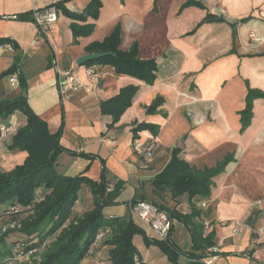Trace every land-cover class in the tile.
Masks as SVG:
<instances>
[{"label":"crops","instance_id":"obj_1","mask_svg":"<svg viewBox=\"0 0 264 264\" xmlns=\"http://www.w3.org/2000/svg\"><path fill=\"white\" fill-rule=\"evenodd\" d=\"M99 1L98 18L76 21L66 12L81 14L92 0H0V37L17 44L12 50L0 46V101L25 95L51 133L64 122L61 144L74 154L62 153L56 170L74 176L88 169L86 175L96 181L104 171L109 190L121 189L116 204L104 209L108 217L134 216L136 187L167 165L176 145L184 146V159L198 168L215 166L233 155L225 171L215 177L214 196L203 209L209 230L216 231L220 255L214 264L250 260L264 264L263 96L253 100L251 123L243 132L241 124L250 89L264 94V0H193L202 6L186 7L188 0ZM60 2L64 4L57 8L58 22L44 36L32 20L16 18ZM208 14L214 19L203 23ZM74 23L93 25V31L75 39ZM117 25L122 31L121 50L137 44L141 60H156L153 85L117 75L110 66H78L80 57L94 54L87 48L103 42ZM12 67L15 73L2 77ZM92 68L96 73L89 75ZM69 69L77 72L83 87L62 93V72ZM13 76L18 78L16 85ZM130 85L138 87L132 105L110 127L113 118L102 115L100 104ZM157 97L163 104L149 113L147 108ZM7 121L14 132L0 139V158L13 166L4 172L27 156L7 147L26 117L16 112ZM142 122L159 126L158 135L141 131L134 137L133 129ZM150 137L153 156H145L149 166L144 168L134 144L140 140L151 145ZM176 208L191 211L186 202ZM238 218L240 235L223 223ZM173 224L172 240L190 249L188 230L177 221ZM177 231L180 241L174 236Z\"/></svg>","mask_w":264,"mask_h":264},{"label":"trees","instance_id":"obj_2","mask_svg":"<svg viewBox=\"0 0 264 264\" xmlns=\"http://www.w3.org/2000/svg\"><path fill=\"white\" fill-rule=\"evenodd\" d=\"M63 4L60 2L54 7H62ZM190 5L202 6L188 0L184 7ZM100 8L101 2L92 0L83 13L66 14L76 21H86L88 17L98 18ZM32 13L16 18L33 21ZM212 19L214 17L208 14L203 23ZM72 31L75 39L88 36L93 31V25L80 26L74 23ZM121 32L120 25H117L103 42L90 45L87 48L89 53L112 54L84 66H110L117 75L130 76L153 85L157 79L156 60H141L137 44L127 51L121 50ZM3 45L17 49L16 42L9 37H0V46ZM15 71L16 67H12L2 77ZM137 91V86L130 85L122 88L118 95L101 102L102 115L113 118L110 127L118 123L131 107ZM258 96L264 97V94L250 89L247 107L241 112L242 132L251 123L253 100ZM162 104L163 98L157 97L147 111L152 113ZM16 112L26 117V124L15 132L7 147L10 151L26 152L27 156L10 171L0 172V219L9 220L15 225L0 238V264L18 263L44 249L40 264H82L102 245L109 248L105 264H150L134 245V237L138 235L147 247H157L169 264H208L210 257L220 255L214 250L217 249L216 231L205 229L203 208L200 206L213 198L216 189L214 179L233 161V155H227L215 166L198 168L184 159V146L176 145L167 165L153 178L142 181L136 187L132 205L142 201L153 203L168 213L172 221L181 223L188 230L191 247L183 249L172 240L174 225L169 238L160 239L148 234L146 227L136 224L134 216H106L104 209L116 204L115 199L121 189L109 190L104 171L98 181L86 175L88 169L74 176L60 175L56 170L59 156L62 153L74 154L61 144L64 122L57 133H51L48 123L30 107L25 95L0 101V139L7 137L3 136L1 128L12 127L7 120ZM141 131H150L157 136L159 126L137 123L133 129L134 137ZM140 155L144 168H148L145 156H149L146 153ZM118 185L122 183L118 182ZM83 186L91 189L94 206L78 212L76 205ZM184 202L191 206L189 213H182L176 208ZM8 236L14 238L7 240ZM99 261L103 264L101 259Z\"/></svg>","mask_w":264,"mask_h":264},{"label":"built area","instance_id":"obj_3","mask_svg":"<svg viewBox=\"0 0 264 264\" xmlns=\"http://www.w3.org/2000/svg\"><path fill=\"white\" fill-rule=\"evenodd\" d=\"M33 22L38 28L40 34H46L48 31L52 30L55 24L58 22L59 15L58 10L54 6L46 7L40 10H35L32 13ZM6 49L12 50L10 45H3ZM89 75L95 74V70H87ZM63 80L60 82L61 91L64 93L66 90L82 88V83L79 80L77 72L73 69L65 70L62 72ZM12 84H18V78L13 76ZM2 134L4 137L8 136L13 132V128H7L3 126L1 128ZM151 145H145L140 140H137L134 144V150L138 154L146 153L149 157L152 156L153 152V141L154 138L150 137ZM207 206L206 203L201 204V208L205 209ZM132 213L137 217L146 228L151 231L156 237L160 239L169 238L172 233L173 221L170 219V216L165 211L161 210L157 205L150 202H138L131 207ZM208 223H205V229L208 230ZM234 233H237V228L235 225L232 226ZM218 251L217 249H214ZM217 257L212 256L208 260V264H214ZM248 264H262L256 260H250Z\"/></svg>","mask_w":264,"mask_h":264},{"label":"rangeland","instance_id":"obj_4","mask_svg":"<svg viewBox=\"0 0 264 264\" xmlns=\"http://www.w3.org/2000/svg\"><path fill=\"white\" fill-rule=\"evenodd\" d=\"M13 132H14V129H13ZM230 152H231V150H230ZM11 166H13L12 162L9 163L6 161H2L0 158V172H4L5 170L9 169ZM79 197H80V203L76 205V211L79 212L80 210L82 211V210H88V209L93 208L94 198H93V194L91 192V189L88 186L82 187V189L79 192ZM254 203H255V200H254ZM134 221L139 226H142L144 228L146 227L137 217H134ZM223 223L230 224L231 226L235 225V227L238 229L237 233L241 231V223L242 222H241V219H239V218L238 219L225 220ZM14 227H15V225L12 224L11 221L0 219V238H1V236H3L5 234V232H7L8 230H12ZM209 229L210 228L208 225V230ZM180 232L181 231H177L176 235L174 234L175 239L178 241L181 240ZM232 232L234 233L233 228H232ZM147 233L150 234L151 236H154L153 233L149 230L147 231ZM238 234L235 235V238L237 237ZM13 238H14L13 236H11L10 238L8 236L7 240L8 239L10 240ZM133 242H134V245L139 250V252L141 253V255L145 259H147L148 262H150V263L153 262L152 264H169L167 261V258L164 255H162L161 251L155 246L147 247L141 236H139V235L135 236ZM98 248H99V246L97 247V252L94 255L85 259L82 262V264H100L101 263L99 261L100 259L102 260V263L105 264L104 262H106V260H107L109 248L105 247V245H102L99 249ZM44 251H45V249L38 251V252H35L33 255H30L29 257L23 259L22 261H19L18 263L13 262V263H8V264H40L43 260Z\"/></svg>","mask_w":264,"mask_h":264},{"label":"water","instance_id":"obj_5","mask_svg":"<svg viewBox=\"0 0 264 264\" xmlns=\"http://www.w3.org/2000/svg\"><path fill=\"white\" fill-rule=\"evenodd\" d=\"M111 54H112L111 52H106V53L99 52V53H95V54H88V55L80 57L77 61V64H78V66H84L86 63H88L90 61H94V60L100 59L102 57L111 55Z\"/></svg>","mask_w":264,"mask_h":264}]
</instances>
